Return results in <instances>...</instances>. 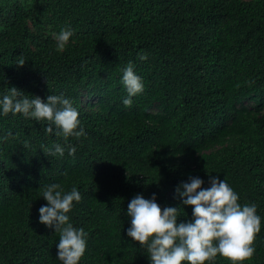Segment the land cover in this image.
<instances>
[{"label":"trees","instance_id":"16d2710c","mask_svg":"<svg viewBox=\"0 0 264 264\" xmlns=\"http://www.w3.org/2000/svg\"><path fill=\"white\" fill-rule=\"evenodd\" d=\"M67 27L58 50L53 33ZM129 61L145 87L125 106ZM11 86L70 97L86 135L68 137L74 156L45 154L65 144L46 120L0 115V264H61L59 232L38 219L51 182L82 194L69 213L88 233L80 264H150L127 236L128 201L156 193L188 220L175 188L189 175L206 187L209 174L257 204L243 264H264V0H0V92Z\"/></svg>","mask_w":264,"mask_h":264},{"label":"clouds","instance_id":"9594fccd","mask_svg":"<svg viewBox=\"0 0 264 264\" xmlns=\"http://www.w3.org/2000/svg\"><path fill=\"white\" fill-rule=\"evenodd\" d=\"M73 36L71 27L53 33L58 50L65 49ZM141 60L147 59L143 50L138 53ZM23 53L17 60L18 66L25 64ZM129 61L122 70L121 82L127 95L122 99L125 106L133 103L132 97L143 92V78L134 70ZM22 114L37 121L46 120V133L55 132L63 136L65 144L54 143L49 148L42 145L45 154L74 156L76 145L68 137L86 135L79 118L80 113L70 97L64 94H50L46 99L25 93L15 86L0 92V115ZM196 175H189L181 181L175 192L182 205L192 206V217L180 220L181 207L161 206L156 193L150 198L137 193L127 204L130 224L127 236L146 248L150 264H206L217 254L227 257L232 264H243L256 249L254 240L261 231L262 217L257 204L239 202V194L227 179L209 174L208 184ZM42 197L47 204L39 207V221L59 232L55 245L56 258L61 264H80L87 248L88 233L83 227H75L70 219L74 202L82 200V194L73 185L70 190L55 182L43 186ZM184 210V208H183Z\"/></svg>","mask_w":264,"mask_h":264}]
</instances>
